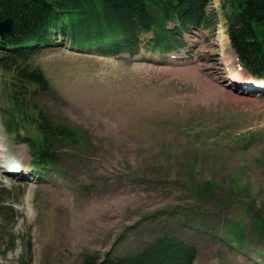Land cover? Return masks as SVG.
<instances>
[{"label":"rangeland","instance_id":"374dc122","mask_svg":"<svg viewBox=\"0 0 264 264\" xmlns=\"http://www.w3.org/2000/svg\"><path fill=\"white\" fill-rule=\"evenodd\" d=\"M208 10L215 29L176 35L178 53L152 55L140 39L137 52L113 57L58 37L0 64V164L26 167L15 177L0 168V199L14 207L0 214V264H21L28 241L31 264H83L86 255L133 256L164 234L191 243L195 264H264V231L254 224L264 213L263 81L231 77L245 71L222 1ZM24 66L48 82L26 90L27 109L76 132L54 150L55 170L31 167L30 147L4 126L15 113L20 134L39 143L9 96ZM229 226L243 233L239 251L226 240Z\"/></svg>","mask_w":264,"mask_h":264},{"label":"trees","instance_id":"16d2710c","mask_svg":"<svg viewBox=\"0 0 264 264\" xmlns=\"http://www.w3.org/2000/svg\"><path fill=\"white\" fill-rule=\"evenodd\" d=\"M226 17L230 45L241 66L254 77H264V0H221ZM212 0H0V21L13 19V34L0 40V64L4 69L18 59L27 60L39 48L55 43L58 37L74 47L88 48L101 54L115 55L119 51L137 52L140 39H146L148 50L163 53L183 42L176 35L192 29L214 30L217 15L208 10ZM168 22L174 24L168 28ZM150 34V38L147 34ZM96 49V50H95ZM46 91L48 82L41 69L24 66L18 69L12 90L14 110L21 120L35 125L39 142L46 152L37 153L35 140L21 135L15 113H10L5 129L14 135L16 143L31 149L33 167L43 171L56 169L54 150L63 141H72L76 132L67 126L56 127L41 111L27 109L21 99L26 90ZM14 125V128L12 127ZM55 167V168H54ZM238 183L235 184V186ZM236 187H239L236 186ZM7 192L0 188V198ZM250 196H242L243 207ZM263 212V211H262ZM255 214L254 224L264 231V213ZM0 214H14L12 205L0 199ZM231 227V229L229 228ZM226 240L234 249L245 245L238 227L229 226ZM242 233V234H240ZM32 244L23 247L21 264H31ZM197 251L191 243L172 235H161L140 252L128 257L102 259L86 255L83 264H195Z\"/></svg>","mask_w":264,"mask_h":264},{"label":"water","instance_id":"95a60500","mask_svg":"<svg viewBox=\"0 0 264 264\" xmlns=\"http://www.w3.org/2000/svg\"><path fill=\"white\" fill-rule=\"evenodd\" d=\"M13 34V19L8 17L2 21H0V38L2 40L10 37ZM37 151L40 157L44 156L45 149L43 148L42 143L37 145Z\"/></svg>","mask_w":264,"mask_h":264},{"label":"bare ground","instance_id":"6f19581e","mask_svg":"<svg viewBox=\"0 0 264 264\" xmlns=\"http://www.w3.org/2000/svg\"><path fill=\"white\" fill-rule=\"evenodd\" d=\"M232 78H234V79H244V75L241 73V72H237V71H233L232 72ZM250 78V77H249ZM250 82V81H249ZM254 82V81H253ZM258 83H260L259 81H257ZM244 83V82H243ZM8 166H10V169H17L19 166L17 165V164H15L14 163V161H11V162H9L8 164H5L4 166H2V169L4 170V172H6V170H7V172L9 171V168H8ZM18 166V167H17ZM16 171V170H15ZM9 173V172H8Z\"/></svg>","mask_w":264,"mask_h":264}]
</instances>
